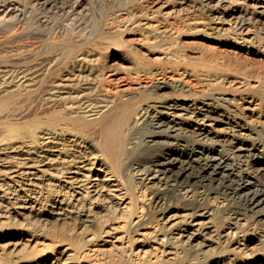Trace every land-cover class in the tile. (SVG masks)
Here are the masks:
<instances>
[{
    "label": "rangeland",
    "instance_id": "1",
    "mask_svg": "<svg viewBox=\"0 0 264 264\" xmlns=\"http://www.w3.org/2000/svg\"><path fill=\"white\" fill-rule=\"evenodd\" d=\"M199 6L195 0H49L46 4L39 0H0V80L2 76L5 79L2 78L0 81L2 87H0V157L6 153V147L15 143L14 140L25 135L35 139L41 130L40 127L46 125L48 118L64 114V100L57 97L59 94L55 96L57 92H54L55 83L64 78L72 79L77 84L97 81L96 86L100 89L106 88L104 89L106 93L109 91L111 95L120 92L135 94L138 108L153 104L158 110L167 111L169 120L178 121L186 117L188 124L200 127L207 138L201 139L200 136L192 139L187 136L189 133H182L183 135L179 134L174 139L169 138L171 144H168L164 136L143 135L150 147L138 149L136 152L138 155H133L128 163L125 162L122 172L118 175L122 191L126 188L125 191L130 194L127 196L128 198L131 196L130 202L133 204L126 210L128 212L121 214L116 208V210L112 208L116 207L114 203V206L109 203L110 207L108 203L102 202L99 208L90 211L93 215L91 219L95 214L92 224L82 219L84 217L80 214H87L86 210H89L87 206L84 205L83 212L81 210L77 212L79 214L73 212L77 211L79 202L72 200V193L63 185L60 177L40 173L41 179L34 181L35 185L31 186V190L24 191L21 190L25 187L21 182L0 176V187L7 195L6 198L3 194L5 197L0 200V216L6 214L11 218L6 221L0 219V244H8L23 232L30 231L46 235L44 239L46 242H50L58 234H61L59 235L61 237L67 234L66 238L70 235L72 239L78 240L80 233L82 237L83 231L93 232L96 227L100 228L99 224L104 227L103 223L118 226L117 235H120L124 242L125 230L127 231L131 220L147 222L145 217L151 202L149 190L137 182L136 176L139 175L133 173L135 170L132 171V167L137 166L138 169L142 166L152 167L154 165L152 161H147L152 159L164 161L166 162L164 166L177 170L179 160L186 157L185 153L191 149L190 147L202 146L201 153L197 155L203 156L206 146L209 145L206 143L208 141H214L216 143L214 149L217 151L221 148L219 149L221 151L226 139L249 138L254 135L244 127L232 126L231 120L245 126H249L246 122L248 124L251 122L248 118L244 120L237 117L240 110L234 108L232 103L218 100V97L235 96L238 84L235 81H239L244 86L254 85L248 87V90L256 97L258 95V99L264 98V0H212L211 6L216 9L212 7L214 9L208 12L209 15H206ZM138 68L148 70L149 73L139 75ZM153 68H165V74L171 75L172 79L159 73L154 75ZM187 71L194 75L195 81L186 79L185 75L183 76L186 78L181 77L180 73ZM196 73L215 76L221 74L219 78L227 79H224V83L207 84L203 82L201 75ZM175 80L185 82H181L182 86L184 85L183 91L175 92L169 86L170 82ZM4 81L8 82L7 85ZM151 89L154 95L144 98L142 94ZM171 98H177L181 105H185L184 103L190 105L194 101L196 107H202L201 111L194 108V112L192 108L187 110L163 108L164 105L160 102L165 100L169 103ZM148 112L156 111L149 108ZM172 112L179 113V116ZM84 135L89 136V133L85 132ZM85 147L86 150L90 148L89 144ZM261 158L263 157L260 156L259 159ZM197 163L194 161L190 164L188 171L191 175L190 181L196 179L197 175H202ZM262 164L263 161L254 162L253 168L260 171L261 176L258 178L263 181L264 172L259 170ZM209 175L211 177L203 180L205 185L182 183L177 191L164 193L168 198L166 203L172 204L166 208L165 212L168 213L166 215L173 214V221L184 223L183 220L191 212L184 205L185 201L189 200L188 197L186 199L189 195L186 189L205 191L210 214L204 220L217 242L206 252L197 253L198 255L190 250L182 252L179 250L171 264H264V240L261 237L264 234L261 232L264 226L256 219L264 215V200L253 209V213L242 210H235L233 213L228 207L229 204L240 205L241 199L236 196L230 198L231 196L226 194L225 191L229 189L227 179L224 181L222 177L213 173ZM21 199L32 200L31 203L38 206L42 214L52 209L59 212L70 210L73 213L68 211L69 218L67 217L63 223L52 218L45 220L29 216L20 218L14 214L17 207L15 204L19 205ZM200 211L202 210L199 209ZM110 217H114L113 220H110ZM106 218L109 219L104 222ZM161 222V219L158 221L153 219L148 225L159 229ZM219 235L223 237L220 238ZM225 238L229 240L226 243ZM231 240H238L241 249L237 252L229 251L236 245L232 246ZM250 244L253 249L244 247L246 245L249 247ZM117 253L103 255L102 262L118 259ZM15 254L17 255L12 253L13 256ZM108 255L113 258H109Z\"/></svg>",
    "mask_w": 264,
    "mask_h": 264
},
{
    "label": "bare ground",
    "instance_id": "2",
    "mask_svg": "<svg viewBox=\"0 0 264 264\" xmlns=\"http://www.w3.org/2000/svg\"><path fill=\"white\" fill-rule=\"evenodd\" d=\"M39 1L44 4L47 2L49 3V0ZM195 1L198 3V6L200 5L199 7L205 11L206 15H209L208 12L212 9H216V7L211 6L212 0ZM164 69L153 68V74L159 73L162 76H168V78L172 79L171 75L165 74L166 70ZM137 72L136 73L139 75H145L148 70L144 71L138 68ZM180 74L182 75L181 77H187L186 79H195L194 75L188 73V71L181 72ZM196 74L201 75V79L207 84H217L227 79V77L219 78L221 74L218 76L205 73ZM178 80L174 82L171 81V84H169L175 92L183 91L184 85L182 86V84L185 82L181 81L183 82L181 84ZM181 80L183 79L181 78ZM92 81L93 80L77 84L76 81L74 82L69 78L59 79L54 85V92H57L55 96L59 94L57 97L64 100V114L48 118L43 128L39 126L41 130L39 129L40 131H38L35 139L26 137L25 135L14 140L13 142L15 143L6 147V153H3L4 156L0 157V176L6 177L14 182H21V184L25 186L21 189L24 191L31 190V186L35 185L34 181L41 177V175H39L40 173L51 177H60L62 179L60 181L72 193V200H77V202H79L77 211L74 210L73 212L77 213L80 210L83 212L82 210L87 206L86 208L89 209L86 210L87 214H80L84 217L82 219H85V221L90 224H92L95 217L94 214L93 219L90 218L93 216L91 215L92 212H90L91 209L98 207L102 202L108 203V205L111 203L112 206H114V203L116 207L112 208H116L121 214L128 212L126 210H129L130 206L133 204L130 202L132 201L130 198L131 196L129 198L127 196L128 192H126L127 190L125 191L126 188L122 191L123 188L120 181H118L120 178L118 175L122 172L124 163L130 161L133 155H138V153H136L137 151L141 148L150 147L149 142L146 141L143 135L148 134L150 137L154 135L164 136L167 138L166 142L168 144L170 143V141H168L169 138L173 137L174 139V137H178V135L182 133H189L187 136L192 139H197L195 137L200 136H202L201 139H207L204 137L202 129L200 127L190 126L187 118L183 115L181 116L184 118L178 121L174 119L169 120L167 119V111L164 109L158 110L156 105L148 104L138 108L137 100L134 98L135 94H129L127 92L121 93V89L119 91L120 94L116 93L111 95L109 91L106 93V90H104L106 88H98L99 86H96L97 83L95 84L97 81ZM235 82L238 83L236 85L235 96H220L218 100L221 99L224 102L234 104L232 106L234 108L236 107V109L238 108V111L240 110V114L237 117L244 120L248 118L251 122L250 124L246 122L249 126H245L243 123L240 124L230 119L232 121L231 123H233V127H244L249 132H253L254 135L249 138L236 137L229 140L226 139L224 140L225 146H222L221 151L219 150L221 148L217 151L214 149V145H216L214 141H208L206 143H209V145L206 146V152H204L205 154L203 156L197 155L201 153L202 146L190 147L191 149L185 153L186 157L183 159L179 158V168H177V170L164 166V163H166L164 161L152 159L147 160L152 161V165L154 164L152 167L151 165L142 166L140 169L136 168L137 166L132 167V171L135 170L133 173L139 175L136 176L137 182L149 190L151 202L148 206L147 217H145L147 222L131 220L128 223V229L126 228L127 231L125 230L126 233L124 232L126 238L124 242H122L121 236L117 235L118 226L112 225L113 223H111V221H109L111 225L103 223V225H105L104 227L99 224L100 228L96 227L97 229L93 232L87 233L83 231L82 237H80L81 233L79 232L80 235L77 234L79 235L78 240L72 239L70 235L66 238L67 234L66 236L64 235V237L58 234L56 236H59V238L54 236L50 243L44 240L46 235L42 236L40 233H33L31 231L23 232L16 240L9 241L8 244H0V264H171L172 261L175 260L176 255L180 251L182 252V250H190L193 254H197L204 253L212 248L217 242L213 238L214 234L212 233V235L210 233L211 230H208V226H206V221L204 220V218L208 217L210 214L206 204V192L203 190L192 191L191 189H186V192L189 193L186 199L188 197L189 200L188 202L185 201L184 205H186V208L191 212H189V215L187 214L188 217L183 220L184 223L173 221V214L166 215L168 214L165 212L166 208L172 204H170L171 202H167L168 204L166 203L168 198H166L167 195L164 193L166 191H177L182 183L205 185L203 184V180L211 177L209 174L213 173L222 177L224 181L226 179L228 180L227 186L229 185V189L225 192L229 197L231 196L230 198L236 196L241 199L240 205L229 204L228 207L230 210H233V213L235 210L253 213V209L264 200V179L263 181L259 180L258 177L261 176L260 171L258 172L253 168L254 162L263 161V164L259 166V170L264 172V98L258 99V95L256 97L248 90V87L254 85L244 86V84H242V86L241 82ZM6 83L4 81V84ZM166 83H168V81ZM193 84L195 83L193 82ZM142 95L144 98L152 97L154 91L151 89ZM143 96H141V98ZM169 101L168 103V101L165 102L164 100L160 103L164 105L162 107L166 109L187 110L189 108H194L195 110L199 109L201 111L202 108L196 107L194 101L190 105L187 103L181 105V103H178L177 98H171ZM164 102L167 105L164 104ZM149 108H154L156 112L149 113ZM194 109L192 110L193 112ZM174 115L179 116V113ZM85 132H88L89 136H85ZM138 134H141V136H138ZM153 140L154 139H150V141ZM154 142L156 144V141ZM88 144L90 148L86 150L85 146ZM177 144L179 145V143ZM260 156L263 158L259 159ZM194 161L198 162L197 164L202 170V175H197L196 179L190 181L191 175L188 171L190 170V164ZM262 175H264V173H262ZM3 192L5 191H2L0 187V200L5 197H3V194L6 195V193ZM127 198L128 200L126 201ZM132 198L134 200L133 195ZM63 199L62 197V200ZM31 201L25 199L22 200L19 205L15 204L17 207L14 206L16 210L13 208V210H15L14 216H19L20 218H25L27 216L37 217L42 220L52 218L57 221L61 220L63 223L68 217V213L71 212L68 209L67 210L70 212H59L52 209L42 214L39 208H37L38 206L36 207ZM176 205L182 206L181 204ZM71 207L73 209V206ZM64 208H66V206H64ZM199 209L202 211L199 212ZM97 213L98 212H96V214ZM119 216L121 215L119 214ZM119 216H117V218H119ZM113 218L114 217H110V220H113ZM0 219H2V221L11 220L10 216L6 214H1ZM108 219L109 218L104 219V222L108 221ZM153 219L157 221L161 219L162 222L159 224V229L148 225V222ZM256 219L257 221H261L264 226V215L256 217ZM81 224L83 225L82 221ZM234 224L237 225V222ZM95 225L99 226L96 223ZM27 228L29 229V227ZM262 231L264 232V228L261 232ZM219 236L220 238L223 237V235ZM261 237H263L264 240V234L261 235ZM227 238L229 239V237ZM227 238L224 239L225 243L230 240ZM230 243L232 246L233 244L236 245L231 247L229 251L237 252V250L241 249L238 240H231ZM244 247L248 249L254 248H252V245L249 247L246 245ZM29 248L30 250H28ZM255 251L256 247L254 252ZM114 252L119 253H117V255H119L117 256L118 259L114 260V258L113 260L109 259L107 262H105V260L102 262L101 259L103 255L106 256L108 253ZM251 252L253 251L251 250ZM12 253H17V255L15 254V256H13ZM112 256H109V258H113ZM114 257H116L115 254ZM221 263L225 262L221 261Z\"/></svg>",
    "mask_w": 264,
    "mask_h": 264
}]
</instances>
